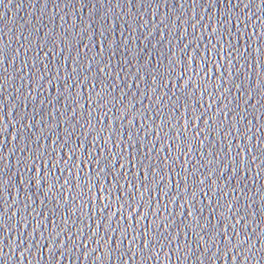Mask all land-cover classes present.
<instances>
[{
	"label": "water",
	"instance_id": "water-1",
	"mask_svg": "<svg viewBox=\"0 0 264 264\" xmlns=\"http://www.w3.org/2000/svg\"><path fill=\"white\" fill-rule=\"evenodd\" d=\"M0 264H264V0H0Z\"/></svg>",
	"mask_w": 264,
	"mask_h": 264
}]
</instances>
